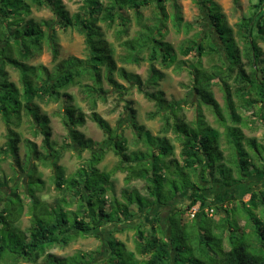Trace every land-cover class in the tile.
<instances>
[{
  "label": "trees",
  "instance_id": "1",
  "mask_svg": "<svg viewBox=\"0 0 264 264\" xmlns=\"http://www.w3.org/2000/svg\"><path fill=\"white\" fill-rule=\"evenodd\" d=\"M32 1L37 6L45 2ZM46 1L53 7L64 30L84 28L88 55L84 59L71 56L60 60L59 43L54 38L50 40L39 24L30 20L20 27L22 19L17 17L22 11L30 13L24 8L23 0H0L2 22L12 19L14 22L9 25H16L11 32L3 27L0 29V44H5L0 49V73L6 83H0V117L7 128L8 138L3 152L15 157L19 153L22 139L18 129L23 124L24 112L36 124L33 134L43 136L45 151L42 153L35 143L26 140L29 153L23 169L29 182L24 186L23 194L28 200L23 201V194H19L15 187L9 194L0 193V264H69L66 261L70 258L81 263V254L60 257L48 253V249L60 244L68 246L97 229L96 224L98 228L125 224L134 217L135 207L138 212L152 211L158 206H169L186 193H190L189 204L173 209L166 229L160 224L149 227L148 232L140 226L135 229V253L114 235L106 238L107 264H131V261L132 264H264V219L259 215V212L264 213V191L252 192L248 202H241L233 191H229L244 186L258 175L264 182V144L244 134L248 120L239 112L240 109L249 110L250 117L264 127V58L257 43L259 38L264 43V0H258L253 5L252 14L242 15L236 25L239 39L245 44L242 48L234 30L228 26L218 0H193L206 9L224 52L210 38L191 40L181 48V52L184 56L193 54L196 62L188 65L179 61L178 66L181 70L184 67L191 70L189 73L199 106L209 107L219 127L224 128L223 133L209 124L201 111L190 122L178 113H172L177 102H169L164 91L158 89L164 75L156 66L170 67L176 62L174 48L163 40L168 20L165 3L169 0H108L106 4L100 0H83L74 16H70L61 2ZM240 1L232 0L238 8ZM151 6L157 7L158 12L147 19V23L141 24L137 38L122 44L127 52L122 63L139 64L141 54H147L145 59L150 64V75L148 80H144L118 66L116 50L105 38L100 24L112 29L118 21H124L119 35L125 34L131 22L130 12L133 11L141 23L143 10ZM180 14H173V21L179 25L183 22ZM186 26L189 29L190 23ZM259 29H262V34ZM46 42L52 47L53 67L27 64L42 52ZM16 49L20 59L14 55ZM212 55L218 56L220 65H214L212 71H207L203 69L202 59ZM8 64L19 71L23 91L8 79L5 71ZM119 79L134 85L147 100L155 103L158 110L149 114L151 119L161 115L164 120L160 133L153 135L138 123L137 112L129 103L127 109L135 144L132 150L128 137L112 128L96 111L98 101L105 100L110 93L120 96L129 93ZM105 85L109 88L106 89ZM214 86H219L224 93V108L213 95ZM72 87H78L90 104L89 119L107 136L110 141L108 150H112L119 159L108 173L100 169L108 150L95 152L99 144L77 129L85 125L86 115L75 103L76 97L69 92ZM36 98L54 102L64 99L66 106L61 116L65 126L70 127L69 137L82 151L95 152L72 177H65L60 165L64 150L51 142L50 119L40 113ZM41 118L43 125L40 126ZM193 122L199 129H194ZM202 128L205 132L199 134ZM170 134L179 143V154ZM34 159L53 169L57 189L70 192L71 199L64 194L52 203L53 206L40 201L45 208L38 211L36 199L40 200L38 197L44 195L40 191L42 188L35 185L33 189L32 181L37 179L43 185L44 182L36 176L38 166ZM118 173L125 174L126 186L119 197L114 186V177ZM99 174L107 175V187L103 182L97 184ZM136 182L143 183L141 189L137 188ZM211 184L225 187L222 199L219 196L208 198L206 191ZM197 204H200L199 211L191 218L189 212ZM74 206L76 208L70 210ZM59 209V216L53 218L52 214ZM206 209H214V215L211 216ZM25 210L30 216V226L21 230L18 224ZM71 214L73 216L69 218ZM154 220L157 223L161 221L160 214ZM113 246H122L124 253L116 254ZM88 264L95 263L90 261Z\"/></svg>",
  "mask_w": 264,
  "mask_h": 264
},
{
  "label": "rangeland",
  "instance_id": "2",
  "mask_svg": "<svg viewBox=\"0 0 264 264\" xmlns=\"http://www.w3.org/2000/svg\"><path fill=\"white\" fill-rule=\"evenodd\" d=\"M59 1L64 5L65 9L70 13V16H74L83 5V0H55ZM104 4L107 3L108 0H100ZM24 8L29 9L30 13L26 14V12L22 11L20 17L18 19H22L20 23L22 25L20 27H24L30 20H33L37 24L41 26V29L44 33L49 35L50 40L53 38L56 42L59 43V59H66L71 56L78 57L80 59H84L88 55V49L86 45V35L85 30L82 26L80 29L70 28L67 30L63 29L60 20L57 15L53 11V7L50 6L49 2L45 0L42 6H37L33 3L32 0H23ZM258 0H241L240 7H236L232 0H218V3L222 7L223 13L226 15L227 23L230 28H232L235 32V38L239 43L241 48L245 45L244 41L239 39V31L237 28V24L241 19L242 15H251L253 11V5H255ZM176 3V5H174ZM168 20L166 24V30L164 32L163 40L168 42L174 48V56L176 57V62L170 66L165 67L161 64H158L156 67L159 69L164 75L163 80H161L159 88L164 91L165 97L169 102H177L176 107L172 110V113H178L180 117H184V120L187 122L194 121L196 119V115L198 111H201L205 114L206 119L209 124L213 127L218 128L222 133L225 132L223 127H219L217 122L215 121V117L209 107L199 106V99L195 91L193 90V79L190 75L189 69H180L178 66L179 61H184L186 64L191 65L195 63L196 57L192 55L184 56L181 52V48L188 45V42L195 39H207L215 44L216 47L222 49V43L219 39V35L215 31L212 26V23L209 20V17L205 13L206 9L197 4L193 0H172L166 1L165 3ZM158 12L157 7L151 6L150 8L143 10V20L140 23L138 19L134 16L133 11L130 12L131 22L127 27V33L119 35V31L124 27V21H118V23L114 26V28L109 29L105 24H100L102 27V32L105 34V38L108 40L110 45L114 47L116 50V57L118 66L125 67L128 71L133 72L135 74L140 75L144 80H148L150 72V64L145 59L147 58L146 53H142L140 57V63H122L123 57L126 56V50L123 49L122 44L130 39L137 38L139 36V31L141 30V24L147 23V19L152 18L154 14ZM175 12L181 13V17L183 22L179 25V22L173 21V14ZM9 20V18H6ZM10 22H14L12 19L9 22H2V14L0 13V29L4 28L5 31H14L16 29V25H9ZM4 25L2 26V24ZM16 23V22H15ZM190 23V28L187 29V24ZM1 31V30H0ZM259 33L262 34V29H259ZM2 35V33H1ZM208 40V39H207ZM206 41V40H205ZM259 47L262 49V54L264 58V43L259 38L257 41ZM5 44H0V49L4 47ZM15 56L20 59V56L17 52V49L14 51ZM0 58H2V54H0ZM203 69L207 71H212V67L214 65H220L217 55L212 56H204L202 59ZM27 64L33 66L44 65L48 68L53 67L52 63V47L49 42L44 43L42 52L26 62ZM183 65H181L182 67ZM1 69V67H0ZM5 71L8 73V79L11 82H14L19 89L23 91V83L22 77L18 70L14 69L10 64L5 66ZM5 78L2 77L0 73V83H4ZM119 82L122 83L127 89L128 94L125 96H120L117 93H110L105 100H99L97 103L96 111L103 116L111 125L112 128L116 129L119 133L125 134L128 137V143L131 145L129 148L131 150L135 148L134 144V133L133 129L130 125V112L127 109L128 104L137 112V121L140 125H144V127L152 132L153 135H158L164 125V120L161 115L156 116L154 119L149 117L150 113L157 112L158 108L156 107L154 102L147 100L142 93L138 91V89L126 82L125 80L119 79ZM105 88L108 89L109 86L105 85ZM69 92L76 97L75 103H77L83 110L86 115V123L84 126H79L77 129L84 133V135L88 138L93 139L99 144V147L94 150H108L109 142L107 136L103 133V131L97 127L95 123H93L90 119L91 106L86 101L84 96L80 93V89L78 87H72ZM213 95L218 103L224 108L225 99L224 93L221 91L219 86H214ZM36 103L40 108V113L45 114L50 119V127H51V142L55 143L59 148H63V157L60 161V165L64 169L65 177H72L79 168L85 165V162L91 157V155L95 152L90 151H82L76 144L73 143L71 138L69 137V128H67L62 120V112L64 107L66 106L65 100L62 99L59 102L48 101V99H38L36 98ZM180 109V110H179ZM240 114L245 116V119L248 120V126L244 128V134L247 137H255L259 143L264 144V127L261 126L260 122L251 118V112L249 110H241ZM165 113V112H163ZM157 115V114H156ZM42 119L40 121V126L42 124ZM22 126L18 129L19 134H21L22 141L19 144V153L17 156H11L10 154H5L3 150L7 146V128L5 127L2 118L0 117V193L9 194L12 188H16L19 194H23L26 185H28L29 177L27 172L23 169L25 168L28 162V146L26 145V140H30L35 143L42 153L45 154L43 149V136L42 135H34L33 128L36 126L35 122H33L32 118L25 114L22 115ZM197 122V121H196ZM194 129H199L198 124L192 123ZM38 129V128H37ZM205 128L200 129L199 134H203ZM171 139L174 141L176 146L178 147L176 152L179 154L180 146L179 143L174 139V136L170 134ZM134 144V146H133ZM69 145V146H67ZM142 147V146H141ZM226 146H224L225 148ZM18 159V161L16 160ZM119 159L114 154L112 150H108L104 161L100 165L101 172L110 171L113 169ZM33 162L38 166V174L36 176H40L43 183L34 179L32 181L33 189L35 185L38 188H42L41 194L44 196L38 197L40 200L36 199L38 204V211H43L45 206L40 205V201L49 202L50 205L53 206V202L60 197H65L71 199V193L65 191L60 192L56 187V182L54 181V171L53 169L43 166L40 162L33 160ZM110 174H108L109 176ZM113 175V174H112ZM111 175V176H112ZM125 174L118 173L114 177V186L116 192L120 196V192L123 188H125L124 183ZM107 175L99 174V178L97 184L100 185V182H103L107 187L108 182L106 181ZM263 178L261 175L255 176L249 180L246 186L238 187L237 192L240 194L241 202H248L252 192L254 191H264V182H262ZM137 183V182H136ZM181 184V183H180ZM109 185V184H108ZM138 189H141L143 186L142 182H138L135 184ZM38 191V192H40ZM142 191V190H141ZM109 194L113 196V193L109 191ZM238 194V193H237ZM25 195L23 194V201L28 200L25 199ZM42 197V198H41ZM44 197V198H43ZM179 202V203H177ZM178 207H184L188 204H185L184 201H177ZM31 203V201H30ZM34 205V204H33ZM171 205V204H170ZM32 206V205H31ZM0 204V211H1ZM48 209H53L49 208ZM76 207H71V209H75ZM40 209V210H39ZM68 210V209H67ZM134 212V217L128 219L125 224L120 225L119 227L115 225H109L106 227L98 228L99 226L96 224L95 227L97 229L88 232L86 236H81L68 246L65 245H55L48 249V253L60 256V257H70L77 256L79 254L82 255L81 263H76L75 259L70 258L66 262L69 264H88V262H94L95 264H107L106 259L108 257V245L105 242V239L114 235L116 239L124 242L126 246L132 253H135V229L139 226L141 229L146 230L147 232L150 230L149 223L145 220L146 212H138L137 208ZM171 208H167V212L171 211ZM60 209L56 210V214H52L53 218H56L60 214ZM53 213V212H52ZM260 217L264 219V213L259 212ZM51 216V217H52ZM71 214L69 216L72 217ZM241 216H243L241 214ZM214 218H218L214 216ZM160 223H164V220L156 222L154 225H159ZM244 221H241L243 224ZM30 226V216L27 214V210H25L24 215L22 216L18 227L21 230H25ZM148 229V230H147ZM116 254L124 253L122 246H113ZM141 258V257H138ZM129 261L130 259L127 258ZM132 264V261H131Z\"/></svg>",
  "mask_w": 264,
  "mask_h": 264
},
{
  "label": "crops",
  "instance_id": "3",
  "mask_svg": "<svg viewBox=\"0 0 264 264\" xmlns=\"http://www.w3.org/2000/svg\"><path fill=\"white\" fill-rule=\"evenodd\" d=\"M246 186V185H244ZM239 187V186H238ZM238 187H235L234 189H230L229 191H233L238 199H240V194L239 192H237L238 190ZM225 187L223 185H219V184H211V185H208V188H207V196L208 198L211 200V199H214L215 196H219L220 197H224V194L223 191H224ZM238 193V194H237ZM189 194L190 193H186V194H181L178 198H176L175 200H173L169 205V206H166V207H156L155 209H153L152 211H144L146 212V217H145V220H147V223H149V227L153 226L156 221L154 220L157 215L160 214V219L161 220H164V223H160V225H162L163 229H166L167 227V219L168 217L170 216L171 212L173 211L174 208H180L177 206V201H184L185 204H189L190 200H189ZM222 199V198H220ZM177 202V203H175ZM167 208H171L172 210L171 211H168L167 212ZM119 227V226H117ZM168 231H169V228H168Z\"/></svg>",
  "mask_w": 264,
  "mask_h": 264
},
{
  "label": "built area",
  "instance_id": "4",
  "mask_svg": "<svg viewBox=\"0 0 264 264\" xmlns=\"http://www.w3.org/2000/svg\"><path fill=\"white\" fill-rule=\"evenodd\" d=\"M200 208V204H197L196 206H194L191 210H190V216L191 218H194L195 215L197 214V212L199 211ZM206 211L212 216L214 215V209H206Z\"/></svg>",
  "mask_w": 264,
  "mask_h": 264
}]
</instances>
